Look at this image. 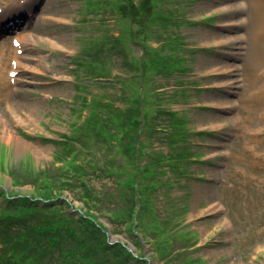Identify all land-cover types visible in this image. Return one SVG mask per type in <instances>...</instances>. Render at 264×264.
I'll return each mask as SVG.
<instances>
[{
    "label": "rangeland",
    "instance_id": "1",
    "mask_svg": "<svg viewBox=\"0 0 264 264\" xmlns=\"http://www.w3.org/2000/svg\"><path fill=\"white\" fill-rule=\"evenodd\" d=\"M89 1L0 0V48L6 52L0 58L5 68L0 75V119L4 120H0V190L4 197L39 196L36 188L46 187L43 178L47 174L57 180L56 190L41 191L49 193L41 197L56 199L53 205L59 209L58 218L62 209L71 217L79 209L95 210L85 206L87 200L81 202L84 188L78 175L83 176L89 191L99 192L104 199L113 191H132L128 184L136 183L134 173L140 169L143 187L158 191L150 197L158 222L146 219L145 223L149 230L161 223V237L167 238L171 232L173 238L168 257L149 264H186L187 254L177 256L186 246L191 258L203 260L200 264H264V50L262 60L258 59L256 66L251 64L254 50L249 34L257 8L248 0L159 3L153 9L159 20L157 28L147 26L149 13H145L136 35L146 34V29L151 36L147 44L154 49L163 43L165 34L173 33L186 51H176L175 60L171 55L167 73L144 75L143 63L148 57H144L142 45L125 34L127 23H119L115 13L101 12L95 5L89 9ZM136 1L135 6L140 7L142 2ZM19 7L25 14L23 23L5 24L4 19ZM167 12L169 21L164 27L160 20ZM107 33L124 48L130 47L131 57L142 66L127 69L116 53L105 52L110 79L111 75L96 72L97 65L91 72L87 66L74 71L79 63L91 61L92 54L85 49ZM25 34L23 50L18 52L21 71L15 82L8 77L14 73L7 74L14 64L15 53L10 50ZM141 82L146 88L137 87ZM143 91L147 94L138 108L153 109V121L161 125L165 117L158 120L156 113L169 110L178 112L175 127L186 118V129L195 133L189 139L190 149L169 143L166 136L168 132L172 136L173 130H168L167 122L157 128L162 130L160 136L154 129L144 132V122L137 133L124 135L123 129L119 130L122 112L132 108ZM73 125L76 135L87 133L91 138L93 151L87 152L88 157L75 153L71 167L67 158L56 159V146L42 138L60 141L63 135L71 134ZM23 133L29 136L25 138ZM114 143L118 145L112 147ZM120 146L123 153L115 149ZM94 149L102 154H93ZM189 152L190 159L186 157ZM114 156L116 161L109 162ZM76 166L82 168L78 173ZM164 172L165 176L160 174ZM157 182H163L161 188H151ZM119 205L113 197L102 207ZM99 222L109 227L111 242L128 244L137 256L133 238L122 231L114 234V226L104 217ZM157 237L151 233L142 241L148 242L143 245L146 257L152 258L151 244ZM171 257L173 261H168ZM54 260H59L58 252Z\"/></svg>",
    "mask_w": 264,
    "mask_h": 264
},
{
    "label": "trees",
    "instance_id": "2",
    "mask_svg": "<svg viewBox=\"0 0 264 264\" xmlns=\"http://www.w3.org/2000/svg\"><path fill=\"white\" fill-rule=\"evenodd\" d=\"M112 1L113 4L111 6L109 5L110 0H90L88 6L89 9H91L93 8V5H95L97 10L101 12L111 13L112 15L115 13L120 19L119 23H127L128 27L126 26L124 28L125 34H127L129 39L132 37L134 43L141 44L144 57H148L143 63L142 70L145 73L144 75H149L150 73L155 74L153 71L158 75L167 73V68L171 66L169 60L171 55L173 54V60L178 59L175 52L185 50L183 48L184 43L180 41L179 36L173 37V33H167L163 37V43L153 49L149 48L147 44L148 39L150 40L151 36L146 29V34L138 36L136 33L140 30V20L145 13H149L146 14L147 26L151 28V24H153L154 28H157L155 23L159 20L155 19L153 9H155L159 3L169 4L172 3L173 0H139V2H142L140 7H137L138 5L135 6V3L137 2L136 0ZM170 11L172 12L173 10ZM163 14H165V16H163L160 21L162 22V26L165 27L169 21V13L167 12ZM159 27H161V25H159ZM137 29L138 31H136ZM170 38L172 42H167ZM136 39H138L139 42H137ZM122 45L123 44L118 39H114L109 33L102 35L97 40L96 45L94 43L92 48L85 49L89 55L92 54V56L90 55L91 61H87L85 65H82L81 63H79V66L75 65L76 67L74 71L78 72L87 66L89 72H91L93 66L95 67V65H97L96 72L103 71L106 75H111L110 72L107 73L108 67L106 63L107 59L104 56L105 52L108 55L116 53L127 69L134 70L135 66H142L141 61H135V58L131 57L132 49L130 47L124 48ZM173 47L176 48V50L174 49L173 51ZM127 50L129 51V54ZM162 52L166 53L163 54ZM91 62L92 65L90 64ZM175 67L176 63L173 61V68ZM95 76L98 78L102 75ZM111 77L112 75L108 76L109 79ZM99 82L103 81L99 80ZM145 84L141 82V86L137 87L139 89L146 88ZM123 85L125 87V84ZM146 94L147 92L143 91L139 94L141 97L138 99V102L126 112H122L123 114H121V125L119 126V130L122 132L123 129L124 135L131 131L137 133L139 124L144 122L143 131L145 132L149 131L148 129H154L155 135L157 136L159 132H162V130H158L157 128L162 127L165 125V122H167L169 123L167 124L169 127L168 130L171 131L172 129L174 133V136L173 133L172 136H170L171 133L168 132L166 138L169 140V143L178 145L179 147L182 146L185 149H190L189 139L195 133L193 130L189 131L186 129V118L183 120V122H185L184 124L175 127L173 121L176 119L178 112L169 110L156 113L158 120H160L162 116L165 117V121L163 120L161 125L158 123L159 121H153L154 117L152 115L155 113L153 109H144L145 107L143 106L138 108V104H141L142 97ZM137 109H141L143 112L134 113ZM147 122H149V124ZM181 127L184 129L183 132H181ZM75 129L76 127L73 125L71 134L63 135V138H61L60 141H50L48 138H42L56 146L57 152L54 154L55 158L62 160L67 158V162L71 167H73L75 163V153L83 152L85 157H88L87 152L91 153L93 151L90 149L91 138L87 133L76 135L74 133ZM22 135L25 138L29 136L26 133H23ZM158 136H160V134ZM111 145L112 147H115L118 144L114 143ZM77 146H79V148ZM115 149L117 151L119 150L121 153L125 151L121 146L118 149ZM95 152L102 154L94 149L93 154ZM188 154L189 156H186V154L185 156L190 159V152ZM176 159L177 161L180 160L179 155H176ZM115 161V156L111 161L109 160L111 163ZM86 163L91 167L92 162L89 161V159ZM159 167L162 168L161 165H159ZM95 168L96 167L93 166V169ZM105 168L107 167L105 166ZM74 169L75 172L78 173L82 168L76 166ZM159 171L160 170L156 171V173H159ZM134 174H136L138 178L136 183L131 181L130 185L128 184V188L132 191H113L112 193L104 195V199H101L102 196H99V192L89 191L86 181L82 179L83 176L78 175L79 183L81 187L84 188L80 193L82 196L81 202L83 199L87 200H84L86 204L84 205L86 207H92L95 210H90V212L87 210L86 212H83V210L79 209L75 212V216L71 217L68 214H65L67 213L66 209H62V217L58 218L57 211L59 209L57 210V207H54L53 205V200L56 199L52 197H41L42 194H49L48 192L42 193L41 191L56 190L53 188L55 181L57 180L49 178L47 174H45V178H43L46 187L36 188V191H39L37 192V194H39L37 197H26V194L23 196L10 194L4 197L3 191L0 190V264H149L151 260L153 261L157 258L162 259V257L167 258L169 249L173 248V241L170 240V238L173 239L171 237V232L167 233V235H169L167 238H162L160 232H164V230L160 226L161 223H158L152 230H149L147 223H145L146 219H150V222H158L154 215L156 212V208L154 209L155 204L150 198L151 195L158 191H147L149 187H146V185L143 187L139 178L141 174L140 169L136 170ZM160 174L164 176L166 175L165 172ZM161 184H163V182L154 183V186L151 188L157 186L161 188ZM62 188H64L63 190H66L65 185ZM17 196H20V198L16 199ZM113 197L116 198V201L120 205L115 208L108 207L104 209V207H102L103 204H106V202L110 204ZM62 204L63 203H61V205ZM101 217L108 219V223L112 225V227L114 226V234H116L117 231H122L127 234L128 237L133 238L132 244L137 246L139 251L136 257L129 251L128 244L123 243L120 240L116 243L111 242L109 227L105 226L104 223L99 222ZM151 233L158 237L155 239V242L151 244V250L154 251V254L152 258H149L146 257L145 252H143V245H147L148 242L142 244V241L144 242ZM141 236L144 237L143 240L140 238ZM189 249L190 247L186 246L182 250L177 251V256L187 254L186 264H200L203 260L201 261V259L196 260L191 258L188 254L190 253ZM55 252H58L59 260L57 261L54 260ZM50 259L54 261L52 262ZM171 260L173 261L172 257L169 258L168 261Z\"/></svg>",
    "mask_w": 264,
    "mask_h": 264
},
{
    "label": "bare ground",
    "instance_id": "3",
    "mask_svg": "<svg viewBox=\"0 0 264 264\" xmlns=\"http://www.w3.org/2000/svg\"><path fill=\"white\" fill-rule=\"evenodd\" d=\"M250 3V6L254 9L255 7L257 8V11H254V16L252 19V25H251V32H249V34H251V39L253 40V50H254V54H253V60H250L251 64L254 63V65L256 66V64L258 63V59L262 60L263 58V50H264V0H248ZM20 9V10H19ZM24 13L22 12V9L19 7L16 11L12 12L8 18L6 17L4 19V22L6 24V22H8L9 26L13 23H20L22 24L24 21ZM3 22V17H0V25ZM9 26L3 28V31L6 30ZM2 31V30H1ZM27 34L21 36L20 38H17L15 40V42H19V46L17 48L13 47L12 51L10 50V52L15 53V55H13V60H14V64L10 66V70L7 72V74L9 72H13L14 73V77H10L8 76L12 81L17 80L18 75L20 74V72H18V70L21 71V61H20V55L18 54L19 50H23V44L26 42L25 41V37ZM6 47V46H4ZM7 50H9L7 48ZM0 52H3V55L0 56V58H3L4 55H6L5 49L3 50L2 48H0ZM262 54V55H261ZM261 55V57H260ZM260 57V58H259ZM6 64V62H5ZM5 73V68H3L1 66V60H0V75ZM16 111V108H15ZM17 112V111H16ZM3 120V119H0ZM4 121V120H3ZM192 216V215H191ZM105 226H107V224L104 223ZM51 260V259H50ZM52 262L54 260H51Z\"/></svg>",
    "mask_w": 264,
    "mask_h": 264
}]
</instances>
